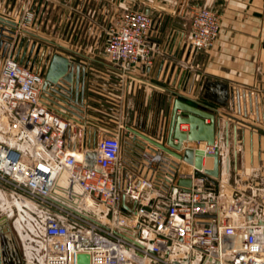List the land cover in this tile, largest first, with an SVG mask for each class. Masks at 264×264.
<instances>
[{"label":"built area","instance_id":"1","mask_svg":"<svg viewBox=\"0 0 264 264\" xmlns=\"http://www.w3.org/2000/svg\"><path fill=\"white\" fill-rule=\"evenodd\" d=\"M39 1L61 4L69 0H25L17 22L22 31H30L37 19ZM66 7L65 22L69 23L72 14ZM90 19L98 37L86 46L88 51L100 50L109 64L123 69L141 64L150 73L158 68L164 52L151 44L154 21L150 15L126 11L103 25L94 16ZM221 30L218 12L206 7L192 10L190 52L213 49ZM24 48L12 47L0 61V122L6 123L10 136L0 142V186L42 210L44 264H264V224H260L264 221V189L259 192L260 184L236 188L222 208L204 163L197 169L173 158L179 163L176 180L193 181L186 191L158 175L161 151L133 132L154 137L153 128H163L164 88L159 86L150 95L147 91L144 102L142 97L136 126L126 129L120 122L115 127L101 126L92 149L72 150L66 140V111L43 91L44 62L38 59L32 66L36 48L31 56L28 50L21 61ZM84 49L82 45L51 48L52 53L73 60L82 57ZM152 104L151 120L147 116L145 121ZM145 122L149 129H143ZM181 127L189 131V125ZM19 144L25 145L24 150L18 149ZM216 147L220 151L218 141L214 146L186 141L180 152L193 148L211 154ZM87 150L97 152L94 169L85 167ZM62 170L68 171L64 184ZM157 191L171 194L167 203L152 207ZM202 214L214 218H200ZM2 222L0 212V230ZM203 222L215 223L216 232ZM81 254L89 257L88 263L78 262Z\"/></svg>","mask_w":264,"mask_h":264},{"label":"crops","instance_id":"2","mask_svg":"<svg viewBox=\"0 0 264 264\" xmlns=\"http://www.w3.org/2000/svg\"><path fill=\"white\" fill-rule=\"evenodd\" d=\"M16 1L18 0H0V15L18 22L24 10V2L20 12L16 13L19 4ZM12 5L13 13H4L6 7L11 8ZM51 7L45 2L36 4L35 10L37 14H41L42 26L45 25L43 20L49 19ZM201 7H210L221 15L222 30L213 49L195 54L189 51L191 24L187 22V18L192 10ZM126 11H140L150 15L154 21L151 44L156 50L159 48L164 52V55L160 62L158 60V68L148 73L147 68L141 64L125 69L113 66L104 59L100 50L90 52V49L87 53H81L82 57L77 60L84 63L87 69L85 100L80 117L69 112L63 113L69 124L66 132L68 148L92 149L98 142L101 126L115 127L118 122L125 125L126 129L136 126L142 97L144 102L148 92L150 95L151 90L155 92L157 87H162L178 91L218 110L216 116L221 120L218 140L220 175L209 183L218 194L220 206L223 208L238 187L242 189L250 183H258L259 192L263 190L264 172L260 174L258 166L261 162L264 163V0H74V7L71 8L75 19L94 16L97 23L102 25L106 20ZM35 35L25 30L18 33L17 39L24 40L28 37L26 42H34L29 38H34ZM2 57L1 50L0 61ZM161 61H164V67L159 71ZM167 64H177L188 68V71L192 70L190 65L195 68L197 80L191 95L167 82ZM216 83L224 84L228 91L226 105L217 103L218 91L224 88ZM140 87L144 88V92ZM236 92L241 93L240 107L237 105ZM243 93H246L245 108ZM249 95L253 99L251 110ZM168 99L165 92L164 103ZM155 107L157 108V103ZM143 109L144 104L142 111ZM152 114L153 104L150 111L145 112V121L147 116L150 121ZM206 122L209 123L208 120ZM145 128L149 129L146 122L143 129ZM9 138L6 123L0 122V142ZM24 148L25 145L19 144L18 149ZM203 163L211 168L213 160L204 158ZM157 192V197H152V207L167 203L171 194ZM9 198L18 199L15 194L0 186V212L3 220L0 244L3 260L9 264H33L36 258L38 264H44V237L39 241L36 239L40 238L39 235L30 232L29 236L22 238V244L14 237V229L19 224H13L12 210L4 202ZM222 208L219 213L221 218L224 216ZM31 224L29 221L27 228ZM31 244L38 248L35 256L22 254L21 245L26 249Z\"/></svg>","mask_w":264,"mask_h":264},{"label":"water","instance_id":"3","mask_svg":"<svg viewBox=\"0 0 264 264\" xmlns=\"http://www.w3.org/2000/svg\"><path fill=\"white\" fill-rule=\"evenodd\" d=\"M22 31L18 23L0 15V52L6 53L15 44H19L20 39L18 33ZM39 37V36H37ZM22 41V40H21ZM24 41V40H23ZM23 44H19L21 49ZM23 58L28 50L30 56L36 48V44L30 43V40L24 45ZM47 47L42 48L38 45L33 57L32 66L39 59L40 62H44L42 75H44L43 91L50 96V101L69 112L72 115L79 116L84 107L85 100V84L87 77L86 65L78 60H73L60 53H52V50H47ZM190 51V49H189ZM164 67V61H161L159 71H162ZM166 72H169L167 82L176 86L178 90H182L183 93L191 95L197 80L195 70H189L183 68L177 64H167L165 68ZM174 76V78H172ZM217 86L224 88V90L218 91L217 103L220 105H226L228 91L225 90L224 84L216 83ZM169 99L165 102V96L162 103V108L165 110V122L162 129L153 128V136L149 137L141 134L135 130L133 132L137 135H141L145 140L150 142L155 148L159 149L163 155V161L160 164L159 176L163 177L167 182H175L176 186L182 187L186 191H190L193 186L192 179H178L176 180V170L179 167V163L173 158L183 161L187 164L194 165L197 169L203 168L204 157L213 160L211 168H205V173L211 179L219 178L220 175V151L216 147L213 153H205L201 149L186 148L183 152H180L183 143L189 142H203L209 146H214L216 141L219 140L221 131V120L217 118L216 114L218 110L207 104H203L198 100L187 97L178 91L166 90ZM233 98L235 97L234 91L232 92ZM237 105H241V93L236 92ZM250 110L253 105L252 96L249 95ZM244 108L246 106V93L242 94ZM209 121L207 123L206 121ZM181 125H189V131H181ZM156 134H158L156 136ZM156 151V150H155ZM97 163V152L94 150H87L85 153V167L88 169H94ZM166 173V174H165ZM139 185V181L136 183ZM59 186V184H57ZM136 204V203H135ZM227 205L224 204L223 208ZM204 219H212V214H202L199 216ZM252 219V216L248 217ZM203 224H209L212 226L214 232H216L217 225L211 222H203ZM260 224H264L261 220ZM2 229V224H1ZM0 237L2 238V231L0 230ZM79 263H88L89 257L87 255H78ZM0 264H9L6 260H3L1 244H0Z\"/></svg>","mask_w":264,"mask_h":264},{"label":"rangeland","instance_id":"4","mask_svg":"<svg viewBox=\"0 0 264 264\" xmlns=\"http://www.w3.org/2000/svg\"><path fill=\"white\" fill-rule=\"evenodd\" d=\"M19 4L17 6L16 13H18L21 10V6L25 0H18ZM16 1V2H18ZM39 4H43L42 1H39ZM46 4V3H45ZM51 7V12L49 19H44L43 21L45 22V25L42 26L41 23V14H37V19L33 23L31 27H29L30 32L35 33L36 35L38 34L40 36V39H34V38H29L32 39L34 42L42 43V45L47 46L46 40L48 39L52 49L58 50L59 46H66L69 49H75L79 48L81 45L83 46V51L82 53H87L89 52L86 49V46L89 45L90 43H94L96 41V38L98 35L95 34V31L93 30L94 23L90 18H83L79 19L74 17V15L71 17L69 20V23H66V18L64 16L65 10L67 9L66 6H69L71 8L74 7V0H69L65 1L61 4H49ZM210 8V7H206ZM14 6L12 5L11 8L6 7V10H4V13H7L8 15H11L13 13ZM14 15H17V14ZM22 15V14H21ZM5 17V16H4ZM15 17V16H13ZM187 22L191 24V14L188 15ZM189 27V24H188ZM191 27V26H190ZM40 29V30H39ZM26 39L28 37H25ZM45 38V39H43ZM26 39H21L19 44L25 45ZM99 42V40H98ZM18 44V45H19ZM3 116V113H1ZM258 170L261 174V172H264V163H260L258 166ZM62 184L65 182L64 179L67 176L68 171L67 170H62ZM262 180H259V182ZM7 205L8 208L12 210V222L13 224H19V227L14 229V237L16 240L22 244V238L24 236H29L30 232L37 233L40 238H36L39 241H42L41 238H43V232H44V226L42 224V216L40 212L42 211L40 208L38 209L35 205H33L31 202L25 201V200H20L16 198H9V200L4 201ZM29 203V204H26ZM29 221L32 222V224L27 228L26 224L29 223ZM21 245V253L28 255L32 254L35 256V253L37 252V247L35 245H29L28 248L25 249V247ZM35 264L37 263L36 258H34L33 261ZM33 263V264H34Z\"/></svg>","mask_w":264,"mask_h":264},{"label":"bare ground","instance_id":"5","mask_svg":"<svg viewBox=\"0 0 264 264\" xmlns=\"http://www.w3.org/2000/svg\"><path fill=\"white\" fill-rule=\"evenodd\" d=\"M26 204H29V203H26Z\"/></svg>","mask_w":264,"mask_h":264}]
</instances>
